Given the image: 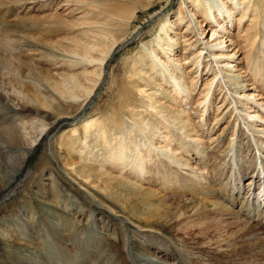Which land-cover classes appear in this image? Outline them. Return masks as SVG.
<instances>
[{
    "label": "rangeland",
    "instance_id": "1",
    "mask_svg": "<svg viewBox=\"0 0 264 264\" xmlns=\"http://www.w3.org/2000/svg\"><path fill=\"white\" fill-rule=\"evenodd\" d=\"M181 1L0 0V23L10 24L7 30L11 31L10 34L15 42L16 38L23 39L24 46H18L19 52L15 58L17 61H12L13 65L11 64L12 69L16 68L20 75L18 80L41 81L45 91L51 89L55 98L59 97V91L55 86L63 84V80L68 82L75 80L79 84V87L75 88V93L80 96L77 100H67V97H62L64 103L80 105L76 112L60 113L51 109L50 105L42 108L44 112L49 111V117L58 119V122L48 126L46 135L41 137L36 147L31 149L32 152L27 155L23 169L15 174V178L12 179L13 174L10 175L9 170L0 167V185L5 183L8 185L0 189V264H29L30 261V264H176L169 255L161 253L160 256H154L139 250L137 242L133 243L135 239L129 240L127 235L124 242L120 241L121 239L116 240L118 248L113 247L112 242L115 241V237H119V232L121 233L119 228L135 229L136 224L145 223L143 193L148 186L150 187L151 180H157V172L161 174L176 169L178 171L176 179L180 181L184 171L178 168L172 159L174 160L177 155L181 156V153L175 143L166 147V141L167 138L172 141L183 132L182 127L186 124L185 119L188 115L194 120L193 128L199 132L203 130L204 134L201 138L210 144L204 149V154H200L203 158L195 155L191 158L187 156L189 162L194 165L207 167L197 171L201 173L193 180L195 183L199 182L197 189L205 185L209 178L215 177L218 181L214 188L219 193L213 192L209 200H217L222 205H226L228 210H231L228 213L233 215L228 218L233 219L236 216L235 220H240L241 224L242 222L250 225L264 223L261 219L264 216V205L259 196L261 193H257L258 189L264 190V144H258L257 148L253 141L260 138L264 143V135L258 136L253 131V127L247 129L243 123L244 120L245 123L251 124L252 121L248 116L254 113L264 118V47L262 45L264 9L261 5L264 1L261 3V0H250L248 6L242 4L243 0L225 1L223 14H215V18H201L197 23L192 20L189 13L196 12L199 8L196 9L187 3L186 6H182L183 10L180 8ZM227 8H231L232 11L229 16L224 13ZM242 11L245 17L238 22L237 19L241 17ZM178 12L181 13L179 16L182 17L181 22L178 21ZM254 13L259 14L257 20H254ZM118 14H122L123 17H119ZM162 19L170 21L169 36L177 40L169 59L160 51H156L158 46L155 42L158 40L157 34L163 27L159 22ZM187 23L192 26L187 28ZM111 36L112 38L119 36L122 39L117 43L118 46L112 48L109 58L106 57L100 67L97 65V60H95L97 63L95 61L88 63L82 58L81 49L84 44L95 47L89 51L91 58L99 60L104 58L112 47ZM242 40L247 41L245 46ZM147 45L157 53L160 60L184 64L183 73L195 78L193 83L195 88L191 93L192 101L189 100L186 105L182 103L179 107L180 110L183 109V115L181 112L171 114L173 118H169L166 123L168 130L162 129L151 141L144 138L148 133L145 124L132 127L134 122L136 123L135 116L131 115L129 120L130 108H122V104L138 98L137 87L142 86L146 93H152L151 89L155 87L151 81V84L144 89L137 71L142 67L139 65V60L141 52L145 51ZM198 52L201 54L197 60L202 64L196 73L193 62ZM215 53L224 57L232 56L233 53L234 55L230 58L222 56L215 60L210 55ZM225 63H230L231 68L228 70V75L223 74L225 78L222 79L215 73L216 68ZM147 64L146 74L153 73L154 63ZM258 66L260 69L257 72ZM99 69L101 76L98 79L96 74ZM200 70L204 71L201 73ZM214 76H217L215 79L217 82L214 81L207 101H210L213 89L217 96L212 97V104L203 112L204 103L197 106L203 98L199 93L204 83ZM228 76L238 83L232 85ZM93 82H96V86ZM64 88L65 86L61 90ZM219 88L221 94L216 93ZM83 89H87V92L91 90V93L86 95ZM181 90L183 92L184 89ZM69 94L71 95L72 92ZM251 94L253 96L260 94L263 102L255 104V101H248L241 96H251ZM158 97L157 95L156 98ZM161 98L162 96L160 100L163 103H168ZM239 101L247 104L251 109L245 110ZM139 102L142 105L148 104L138 100L134 105L141 106ZM23 105H27V102L23 101ZM236 109L244 112L239 113ZM133 111L136 113L135 110ZM168 112L161 117L168 116ZM135 115L138 117V114ZM100 117L103 118L104 123L85 135L80 124ZM32 123L30 126L34 127ZM255 124L260 132H264V121L255 120ZM125 125L132 127L131 133L125 135V137L130 135L132 138L127 145L130 153L135 152L134 149L137 147L141 150L143 159H147L146 151L151 150L153 160L149 161L150 164L149 162L144 164V168L131 170L133 167L131 162L136 159L134 153L113 160L108 154L110 150L116 149L117 141L115 143L111 141L114 138L113 131L122 130ZM72 127L77 130L71 132ZM101 129H105L108 137L104 145L102 137L97 140ZM188 129L190 130V127ZM0 136L3 138L8 135L0 132ZM187 157L183 155L180 158L184 160ZM210 157H215V164L222 167L219 176H215L216 172L211 170ZM41 159H46L47 163L40 162ZM150 169L149 175L152 176L148 179L149 172L146 171ZM54 173L60 181H58L60 196L55 197L51 192L42 195L36 189L34 180L41 175H54ZM169 176L172 178V175ZM134 182L141 183L143 187L140 191L132 193L128 191V184L132 185ZM177 184L182 185L183 181ZM187 184L191 185V182ZM154 188L162 192L163 186L160 182L155 184ZM191 191L189 188L188 191H180L187 195L180 196L176 193V196L179 195L181 201L183 200L182 204H186L189 200L198 198L197 190ZM75 201L78 205L73 203ZM102 204L109 207L111 213ZM206 210L211 211L212 206L209 205ZM103 211L114 219L113 231L109 227L108 230H104L98 226ZM30 213L33 215L31 221ZM135 216L143 217L134 221ZM9 227L15 228V231L12 232ZM19 229L23 230V233L19 232ZM169 229L171 232L163 231L160 235L170 242L182 264H191L189 256L181 250L180 242L177 238H173L177 233L170 226ZM254 229L261 240L247 242L244 249L247 250L249 246L255 251H263L264 229L259 227ZM171 239L174 242H171ZM117 250L119 254L116 253ZM206 252L201 253L207 257L209 253ZM225 260L224 258L221 262Z\"/></svg>",
    "mask_w": 264,
    "mask_h": 264
},
{
    "label": "bare ground",
    "instance_id": "2",
    "mask_svg": "<svg viewBox=\"0 0 264 264\" xmlns=\"http://www.w3.org/2000/svg\"><path fill=\"white\" fill-rule=\"evenodd\" d=\"M225 1H229V0H182L180 2L181 4L180 8L184 10L182 6H186L187 3H190L189 6L192 5L193 7H196V9L199 8L198 11L189 13L192 20L195 21V23H197L201 20V18H205V19H208L211 17L215 18V14L216 15H218L219 13L223 14L222 8L226 3ZM263 1L264 0H261V3ZM249 2L250 0H243L242 4H245L246 6H248ZM261 5H262V8L264 9V3ZM230 10L231 8L230 9L227 8L226 11H224V13L229 16L231 15L230 13L232 12ZM243 13L244 11H242L241 17L237 19L238 22L240 21V19L245 17ZM178 14H179L177 15L178 21L181 22L182 17H179L181 16L180 15L181 13L178 12ZM258 15L259 14L254 13V20L258 19ZM118 16L123 17L122 14H118ZM159 22L160 24H162L163 27L159 31V34H157L158 40L155 42V44L158 46L157 47L158 49L156 51H160V53H162L165 58L169 59L171 54L174 51V45L177 43V40L176 39L173 40V38L171 39L169 36L170 21H166L165 19L164 20L162 19ZM9 25H10L9 23H5V22L0 23V132H3L4 134L8 135L3 138L0 136V167L3 169L9 170L10 175L13 174L12 176V179H13L15 178V174L16 173L18 174L19 171L23 169L22 166H24L25 161L27 160V155L32 152L31 149L33 147H36V144L38 141H40L41 137L46 135V132L49 129L48 126H53L54 123L58 122L57 121L58 119L49 117L50 116L49 111L44 112L42 108L45 106L48 107L50 105L51 109L58 110L60 111V113H64L65 111L66 112H71V111L76 112V110L79 109L80 105L78 106V105H73L70 103H64L62 100H64V98L66 97H67L66 98L67 100L68 99L77 100L80 98V96H78L79 94L77 95L75 93V88L79 87V84H77L75 80L74 81L72 80L71 82L63 80L64 81L63 84H61L60 86H55L56 89L59 91L58 98H55L52 96L53 91L51 89H49L48 91H45L46 89L43 88L41 81L18 80L20 75L17 72L16 68L12 69L11 64H12V61H17V59L15 58L17 57L16 55L19 52L18 46H24V44H23L22 38H16V42L13 40L12 34H10L11 31L7 30ZM191 26L192 25L190 23H187V28ZM256 32L257 30L255 31V34ZM112 34H113V31H112ZM120 39L122 38H120L119 36L112 38V42L110 44L112 47L109 50V52L106 53V56L102 58L101 60L91 58V55H89V51L93 50V48L95 47H91L92 45L90 46V44L88 45L84 44L83 45L84 47H82L81 49L83 51V53L81 52L83 55L82 58H84V60H86L88 63L97 60L98 61L97 65L100 67V65H102V63L104 62V59L110 56L112 48H114L117 45V43L121 41ZM242 41H243V45L245 46V44H247V41L245 40H242ZM237 43L239 44V42ZM262 45L264 47V43ZM247 48L248 47L246 46L245 49ZM144 50L145 51L141 52L142 54L139 60L140 61L139 65L140 66L142 65V67L138 68L139 69L137 70L138 75L141 78L140 80H142L143 82L144 89H146L151 84V81L153 82L155 87L151 89L152 93L151 92L146 93V91L144 92V90L142 89V86L137 87L136 96H138V98L136 97L137 99L134 101H131L130 103L127 102V103L122 104V108L123 109L130 108L128 112L129 120L131 119V115L135 116L136 123L134 122L132 127H136V126L138 127L140 124L141 125L145 124V129L148 130V133L144 135V138L147 141H151L154 138V136L157 133H159L162 129L168 130L166 127V123L168 122L169 118H173L171 117V114L181 112L183 115V109L180 110L179 107L182 105V103L186 105L189 102V100L192 99L191 93L194 91V88H195L193 85V83L195 82V78L192 77V75H186V73H183L184 64L182 65L177 62L168 63L167 61H165V59L164 61H162L163 59L160 60L157 53L154 50H152L148 45L145 46ZM218 53H220V51ZM200 54L201 52H198V55L196 56V58H194L195 61L193 62L195 69H196V73H198L200 65L202 64L201 62L197 60ZM210 55L215 60L216 58H219L222 56L224 57V55L222 54L218 55L217 53L210 54ZM233 55L225 56V57L230 58V57H233ZM97 61H95V63H97ZM148 62L150 64L151 62L154 63L155 69L153 73L150 72L151 74H146L145 72L146 65H148L147 64ZM230 65H231L230 63H225L221 66H218L216 68L215 74H218L219 77L224 79L225 75L223 74L226 73L228 75L229 73L228 70L229 68H231ZM202 66H205V65H202ZM259 69L260 67L258 66L257 72L259 71ZM203 71L204 70H200L201 73ZM96 75L99 79L101 76L100 69ZM156 76L159 79H157ZM254 76H257V75H254ZM216 77L217 76H214L213 78L207 80V82L204 83V86L199 93L200 96L203 98L200 100L197 106L204 103V109L202 110L203 112L205 111V109H207V107H209L212 104L211 102L213 100L212 97H215L216 95L214 94V89H213L211 93L212 95H211L210 101H207L209 99V96H210L209 92L212 89V85L214 84V81L215 83L217 82L215 80ZM98 79L96 80V82L98 81ZM228 80L231 81L230 83L232 85L234 83H238L235 81V79L233 81V79L230 77ZM223 81L226 82L227 79L226 81L225 80ZM96 82H93V84L95 83L94 86H96ZM64 86L65 88L61 90V88ZM182 88L184 89L183 92L181 90ZM87 89H89V87H87ZM87 89H83L84 90L83 92L87 93L86 95H89L91 93V90L87 92ZM29 90H31L32 92H29ZM69 92H72V94L70 95ZM216 93L221 94V89L219 88ZM157 95L159 96L158 99L156 98ZM236 95H239V93H236ZM160 96H162L161 99L168 101V103L167 102L163 103V101L160 100ZM241 96H244V98H247L248 101L249 100L255 101V104H258L259 102L260 103L263 102V97H261L260 94L256 96L255 95L253 96V94H251V96H245V95H241ZM138 100L148 102V104L143 103L142 105L141 102H139L141 106L136 107L135 103ZM23 101H26L27 105L24 106ZM20 103L22 104V106H20ZM139 103L137 104L139 105ZM239 104H241V106L245 108V110L251 109L247 107L248 106L247 104H243V102L241 103L239 101ZM133 110H135L136 113ZM139 110H143V111H139ZM167 111L170 112V113L168 112V116L161 117V116H164L167 113ZM238 112L240 113L244 111L238 110ZM135 114H138V117ZM177 116H179V114ZM158 117L162 119L157 120L156 118ZM248 117L250 118L252 123L247 124L245 123L246 121L242 119L244 126L247 127V129L253 127L255 129V130L253 129V131L255 132V134H258V136L264 135V132H260V129H257V125L255 124V120H258L260 122V121H264V118L257 113H254L252 116H248ZM37 121H38V124H37ZM185 121H186V124L182 127V129H184L183 132H181V134L179 133L180 135H177L174 138L176 140L173 139L171 141L169 138H167L166 147L170 146L171 143H175L176 146L179 147V148L177 147V150L181 153L182 157L183 155L184 156L186 155V157L188 156L191 158V156L193 157V155H195L200 158H203L200 154L203 155L204 149L208 148L210 144L203 141V139L201 138V136L204 134L202 132L203 130L199 132V131H196L195 128H193L194 120L190 115L186 117ZM32 122H35V123H32ZM102 122H103V118L100 117V118H97L96 120L83 122L80 124V127H82V131L85 133V135H87L90 131H93L97 126L99 125L101 126ZM145 122H147L148 124ZM30 123L34 124V127H31ZM132 127L125 125L122 130L115 129V131H113L114 138L111 141L114 143L115 141L117 142L115 144L116 149L110 150L108 152L110 157H112V160L113 158H119V157L123 158L124 155L128 156V154L132 153V152L130 153V150L127 146L129 142L132 140V138L130 135L125 137L126 134L131 133ZM188 127H190V130L188 129ZM76 130L77 129L72 127L71 132H74ZM100 131L101 133L98 135L97 140L98 138L102 137V140H103L102 144L104 145V142L108 140V137L106 136L105 129H101ZM253 141H254V144L257 146V148H258V144L260 145L264 144L262 140H260V138L257 140L253 139ZM134 150L135 152L133 153L136 156V159H133L134 161L131 162L133 165L131 170L137 169L138 167L144 168L143 167L144 164H147L149 161L153 160L151 156V150L146 151V158L148 160L145 158L143 159L141 155V150L139 148L135 147ZM181 156L177 155L174 158V160L172 159V162H174L178 168L184 171L185 175L181 174L180 176L181 178L179 177L180 181H183V184L182 185L177 184L180 181L176 179L177 178L176 176L178 175L176 174L178 173L176 169H171V170L166 169L167 171L161 174L160 172H157L156 174L157 180H151L150 181L151 188L148 186L147 190L143 193L144 210H145L144 217H146L144 218L145 223L136 224L135 229L129 228L125 230L124 227L119 228L121 229V233L119 232V237H115V241L113 240L112 242L113 247L118 248V246L116 245L117 243L116 240L121 239L120 241L123 240L124 242L125 236L127 235L129 240L135 239L133 243L137 242V246L139 250L145 252L146 254L154 255V256H160L161 253L162 255L166 254V255H169V257H172L174 262H176V264H182L180 262V258L177 257V253L172 249L170 242H167L160 235L162 234L163 231L169 232L170 231L169 226H170L171 229L177 233V236L173 238L175 239L177 238V240L180 242L179 246L181 250L185 251L186 254L189 256V262H191V264H220V263L222 264H237V263L238 264H264V252H263L264 250L255 251L249 246L247 247L248 248L247 250L246 248L244 249L247 242L251 243L257 239L261 240V238L257 236L258 234L256 233V230L254 228L257 229L259 227L261 229H264V223L250 225V224H247L246 222H244L243 224L242 222L241 224L240 220L238 221L235 220L236 216L233 219L228 218L233 215L228 213V212H231V210H228L229 208H227L226 205L225 206L222 205L221 203L217 202V200L216 201L209 200V197L210 195L212 196L213 192L215 194L219 193V191L218 190L215 191V188H214V185L218 180H215V177H211L208 179V182H206L205 185L197 189V184H199V182L195 183V181L193 180L198 178L199 177L198 175L201 174L200 172H199L200 174L197 173V171L202 170L206 166L200 167L198 164L194 165V163L189 162L188 157L187 159L185 158L183 160L180 158ZM210 158L212 160L211 170L212 172L213 171L216 172L215 176H219V174L222 173L221 172L222 167H220V165L218 167V165L215 164L216 162L215 157L214 158L210 157ZM40 162H43L44 164L47 163L46 159H41ZM40 162H38L39 165H40ZM150 163L151 162H149V164ZM140 170H143V169H140ZM150 171L151 169L146 171V173L149 172L148 179L150 178V176H152V174L149 175ZM238 171H240V169H238ZM205 173L207 174V171H205ZM235 173H237V171H235ZM169 175H172V178H170ZM58 181H59V178L57 175H55V173L54 175L52 174L41 175L40 177L34 180L36 189H38V191L42 195H46L48 192H51L52 195H54L55 197L60 196V193H59L60 183H58ZM141 181L143 180H140V182ZM160 182H161V186H163V189L161 190L162 192L157 191V189H155L156 187L153 189L154 185ZM190 182H191V185H188L187 183H190ZM6 184L7 183H5L4 185L1 184L0 189H2L3 187L6 188V186H8ZM142 187L143 186L141 183L134 182V184L132 183V185L128 184V191L134 193V192L140 191ZM189 188H191L192 190L191 192L197 190L196 195H198L197 196L198 198L196 199L193 198L192 200H189L188 202H186V204H182L183 200L181 201L179 197L183 195H187V194L185 192H180V191H185V190L188 191ZM257 191H258L257 193L259 192L261 193L259 196H261L260 199L263 201L262 204L264 205V190L258 189ZM176 193L180 194V196L179 195L176 196L177 195ZM256 197L258 196L256 195ZM178 198L179 200H174ZM73 203L77 204L78 202L75 201ZM209 205L212 206L211 211L206 210V208ZM103 206L104 208L108 210V212L110 211L109 207H106L105 205ZM109 213H111V211ZM101 214L103 216L100 217V220H99L100 224L98 226L104 230H108V227H109L113 231L115 228L114 219L111 218L110 215L109 216L106 215V212L104 213V211L101 212ZM142 217L143 216H139V217L135 216L134 221L135 220L138 221V218L140 219ZM32 218H33V215L31 214V217L29 218V220L31 221ZM147 219H149L148 222H147ZM261 219L264 220V216ZM10 230L14 232L15 228L14 229L10 228ZM19 232L23 233V230L19 229ZM31 236L32 234L29 235V237ZM241 239H243L244 241ZM171 242H174V240L171 239ZM135 244H133V247L135 246ZM203 251H207L206 253H209V255L206 257L205 254L203 255L201 253ZM116 253L119 254L118 250L116 251ZM222 258L223 259L225 258L226 260L221 262V260H223ZM217 261H220V262H217Z\"/></svg>",
    "mask_w": 264,
    "mask_h": 264
}]
</instances>
